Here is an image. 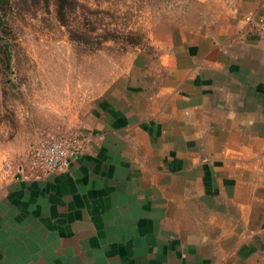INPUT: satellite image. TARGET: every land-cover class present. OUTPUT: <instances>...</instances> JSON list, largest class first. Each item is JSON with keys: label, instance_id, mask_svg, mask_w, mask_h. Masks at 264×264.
<instances>
[{"label": "crops", "instance_id": "1", "mask_svg": "<svg viewBox=\"0 0 264 264\" xmlns=\"http://www.w3.org/2000/svg\"><path fill=\"white\" fill-rule=\"evenodd\" d=\"M227 24L131 56L67 170L0 190V264H264V40Z\"/></svg>", "mask_w": 264, "mask_h": 264}, {"label": "rangeland", "instance_id": "2", "mask_svg": "<svg viewBox=\"0 0 264 264\" xmlns=\"http://www.w3.org/2000/svg\"><path fill=\"white\" fill-rule=\"evenodd\" d=\"M238 0H8L0 13V190L47 133L81 132L80 120L131 56L214 30ZM2 39V38H1ZM0 39V40H1ZM5 38H3L4 40Z\"/></svg>", "mask_w": 264, "mask_h": 264}, {"label": "built area", "instance_id": "3", "mask_svg": "<svg viewBox=\"0 0 264 264\" xmlns=\"http://www.w3.org/2000/svg\"><path fill=\"white\" fill-rule=\"evenodd\" d=\"M244 21L249 31L264 40V15L256 19L252 15H245ZM81 141L79 133L70 136L47 133L26 150L23 156L25 163L18 171L23 177L65 171L82 152Z\"/></svg>", "mask_w": 264, "mask_h": 264}, {"label": "trees", "instance_id": "4", "mask_svg": "<svg viewBox=\"0 0 264 264\" xmlns=\"http://www.w3.org/2000/svg\"><path fill=\"white\" fill-rule=\"evenodd\" d=\"M3 3H8V0H0V8L2 7L1 5L3 4ZM1 9H3V7L1 8ZM6 33H7V25H6V23H5V20H4V15H3V13L1 12L0 13V46H2V47H6L7 45H8V42H7V39H6ZM3 38H5L4 40H3Z\"/></svg>", "mask_w": 264, "mask_h": 264}]
</instances>
